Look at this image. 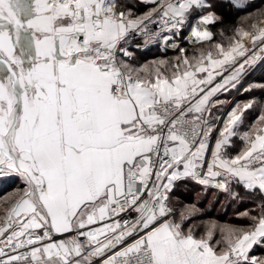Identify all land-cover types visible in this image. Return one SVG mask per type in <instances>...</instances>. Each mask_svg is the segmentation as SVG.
<instances>
[{
  "label": "snow or ice",
  "instance_id": "obj_1",
  "mask_svg": "<svg viewBox=\"0 0 264 264\" xmlns=\"http://www.w3.org/2000/svg\"><path fill=\"white\" fill-rule=\"evenodd\" d=\"M261 4L0 0V264H264Z\"/></svg>",
  "mask_w": 264,
  "mask_h": 264
},
{
  "label": "trees",
  "instance_id": "obj_2",
  "mask_svg": "<svg viewBox=\"0 0 264 264\" xmlns=\"http://www.w3.org/2000/svg\"><path fill=\"white\" fill-rule=\"evenodd\" d=\"M218 7V12L221 13L225 21L227 23H233L235 20L239 18V16L244 15V13L251 12L254 8L249 7L246 9V11H237L235 8H230L227 0H216ZM253 3L255 4V7L261 5V0H253ZM171 54V53H169ZM255 70H253L250 75H254ZM249 75V76H250ZM248 76V78H249ZM251 83H264V68L261 69L258 73L254 75L252 78ZM257 96V97H256ZM248 97L253 98H261L264 99V92H261L260 90L254 91L251 96L243 95L240 97V99H248ZM214 190H208L205 192L201 187L194 186L189 184L186 188H182L178 193L177 196L179 200L183 201L184 204H193L195 203L197 207H200L204 210H206L207 213L210 214L211 217L221 220H227L230 216L233 214V208L230 206L227 208V213L225 214V211L221 209L220 204H210L209 202L214 199L213 195ZM198 194H201L198 199ZM219 200H224L223 194H217ZM203 219H207L208 216L201 217ZM253 255H264V250L257 248L253 253Z\"/></svg>",
  "mask_w": 264,
  "mask_h": 264
},
{
  "label": "rangeland",
  "instance_id": "obj_3",
  "mask_svg": "<svg viewBox=\"0 0 264 264\" xmlns=\"http://www.w3.org/2000/svg\"><path fill=\"white\" fill-rule=\"evenodd\" d=\"M261 6H262V4L259 5V6H257V7H255L252 11H255L256 9L260 8ZM245 14H247V13H244V15H245ZM263 68H264V67H261V69H263ZM256 71H258V72L260 71V66H258V67L255 69V72H256ZM258 72H257V73H258ZM251 77H252V74H251V75L249 76V78H248V81H249V82L252 81V78H251ZM250 83H251V82H250ZM259 83H260V82H259ZM259 83H257V84H259ZM248 96H251V95H248ZM256 97H257V96H256ZM248 99H250V97H248ZM241 100H247V99H241Z\"/></svg>",
  "mask_w": 264,
  "mask_h": 264
},
{
  "label": "built area",
  "instance_id": "obj_4",
  "mask_svg": "<svg viewBox=\"0 0 264 264\" xmlns=\"http://www.w3.org/2000/svg\"><path fill=\"white\" fill-rule=\"evenodd\" d=\"M260 69H261V67H260ZM258 71H256L255 73H254V75L257 73ZM254 75H252V77L251 78H253L254 77Z\"/></svg>",
  "mask_w": 264,
  "mask_h": 264
},
{
  "label": "bare ground",
  "instance_id": "obj_5",
  "mask_svg": "<svg viewBox=\"0 0 264 264\" xmlns=\"http://www.w3.org/2000/svg\"><path fill=\"white\" fill-rule=\"evenodd\" d=\"M261 70V69H260Z\"/></svg>",
  "mask_w": 264,
  "mask_h": 264
}]
</instances>
